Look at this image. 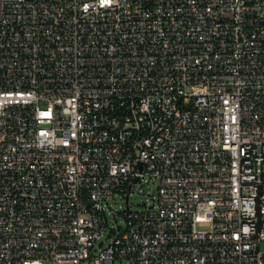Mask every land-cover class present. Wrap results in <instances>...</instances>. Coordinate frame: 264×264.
<instances>
[{
    "label": "built area",
    "instance_id": "2783aa9c",
    "mask_svg": "<svg viewBox=\"0 0 264 264\" xmlns=\"http://www.w3.org/2000/svg\"><path fill=\"white\" fill-rule=\"evenodd\" d=\"M261 244L264 0H0V264H264Z\"/></svg>",
    "mask_w": 264,
    "mask_h": 264
},
{
    "label": "rangeland",
    "instance_id": "374dc122",
    "mask_svg": "<svg viewBox=\"0 0 264 264\" xmlns=\"http://www.w3.org/2000/svg\"><path fill=\"white\" fill-rule=\"evenodd\" d=\"M156 194V186L154 182L143 183L137 190L132 192L129 196V207L131 210H141L152 204V195ZM125 210L124 198L120 197L118 193L114 194L108 201L105 202V216L109 226H113L115 230L117 227L121 228L124 225L123 211ZM198 228H206L207 224L198 223ZM107 232L101 237L103 243H108ZM264 250V244L260 246ZM82 264H92L91 260L83 262ZM115 264H126L125 260H117Z\"/></svg>",
    "mask_w": 264,
    "mask_h": 264
}]
</instances>
